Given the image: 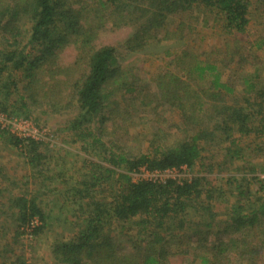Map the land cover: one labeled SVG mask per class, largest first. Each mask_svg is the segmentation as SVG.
Returning <instances> with one entry per match:
<instances>
[{
  "label": "trees",
  "instance_id": "1",
  "mask_svg": "<svg viewBox=\"0 0 264 264\" xmlns=\"http://www.w3.org/2000/svg\"><path fill=\"white\" fill-rule=\"evenodd\" d=\"M88 1L97 4L91 7L99 11L100 18H107L115 25L131 23L136 27L121 45L127 52L142 49L159 35L174 40L192 35L197 28L195 21H188L192 17L195 20L204 17L203 20L212 21L214 26H221L227 36H235L249 31L253 24L251 14L256 15L254 11L261 9L259 23L264 26V0H0V107L3 111L16 114L18 109H24L25 117H29L31 103L39 101L52 110L60 109L59 104L42 97L38 87L45 85L42 81L47 75L53 78L64 72L59 60L69 44L78 45L88 60L86 73L71 84L58 86L57 90L64 92V86L67 89L70 85L71 99L79 110L62 130L75 133L76 141L84 143L82 150L88 141L93 152H98L97 160L88 169L84 166L87 172L78 179L74 177L75 186L63 194L68 205L71 202L77 205L71 212L79 209L82 225L66 241L53 244V260L57 264H169V256L181 254L191 257L184 264H264V194H261L264 180L253 176L258 184L253 191L250 181H238L235 176L227 177L226 183L217 189L203 188L201 182L206 178L198 176L190 182L132 179V172L140 168L153 172L192 168L197 164L203 167L202 152L210 146L215 151L212 157L223 156L227 158L226 164L236 160L241 151L231 138L233 128L241 135H248L252 130L249 125L252 115L264 113V76L255 70L258 58L251 57L255 74L242 76L241 103H233L231 96L236 89L224 81L230 64L237 65L238 71L247 63L250 49L238 40L212 48L227 56L226 60L221 58L222 65L213 64L209 57L193 59L181 63L186 78L179 77L178 73L158 76L154 82L160 100L189 121L184 123L186 127L192 126L193 135L170 143L152 134L148 140L149 151L139 155L107 152L102 148V140L108 134L105 124L114 120L120 107L113 97L129 95L130 99L141 100L142 91L130 68L119 63L113 46L91 45L95 31L92 26H85L89 19ZM256 42L257 49L264 50V35ZM16 93L18 99L14 98ZM208 101L212 103L207 106ZM217 133L221 134L220 138ZM3 135L8 136L9 149L31 171L20 180L24 178L25 184L28 178L34 184L37 179L38 183L52 182L56 174L50 169L52 164L46 162L54 155L44 150L47 147L44 142L0 129V138ZM2 172L0 167V195L8 192V178ZM244 180L247 184H243ZM62 183L67 186L66 180ZM34 186L40 192V186ZM106 186L109 193L104 191ZM224 186L237 190L234 196L231 194L233 204L214 212L212 201L227 203L230 199ZM25 196V191L8 192L5 203L0 202L10 211L17 229L15 234L20 238L27 229L35 237L48 221L52 223L56 219L52 210L48 214L42 209L36 196ZM34 221L38 223L31 226ZM5 223L0 225V232L8 226ZM1 239L0 259L8 253ZM121 240L131 244V251L121 247L118 243ZM14 263L26 264L19 257Z\"/></svg>",
  "mask_w": 264,
  "mask_h": 264
},
{
  "label": "rangeland",
  "instance_id": "2",
  "mask_svg": "<svg viewBox=\"0 0 264 264\" xmlns=\"http://www.w3.org/2000/svg\"><path fill=\"white\" fill-rule=\"evenodd\" d=\"M87 3H89L86 6L89 19L88 24L85 26H92L95 31V38L91 45L93 47L113 46L116 49L119 63L125 66L126 69L130 68L129 70L132 71L131 73L134 74L140 83L142 91L141 100L137 98L130 99L129 95H123L125 96L123 98L122 93H120L121 96L117 94L113 97V100L120 103V107L118 113L114 116V120L105 124L108 134L102 140V148L106 151L112 150L117 154L125 152L132 155L147 153L149 151L148 140L152 139V134H157L160 138H165L170 143L178 139L190 138L193 135L192 126L186 127L184 123L189 121L179 117L176 109L160 100V92L156 88V81L154 82V80L166 73H178L179 77L186 78L184 71L181 69V63L191 62L193 59L194 61L196 59L206 60L209 57L208 60L213 64L222 65L221 58L226 60L227 56H224L222 52H218L216 49L225 42L231 43L233 40H238L242 46L247 45L250 49L247 63L244 64V67L238 68V71H236L238 66L230 64L224 73V81H228L236 89L231 96L233 103H241L242 101L241 93L244 88L242 76L255 74L253 64H251L252 56H256L259 60L257 69H255L257 74L261 77L264 76V50H259L255 46L257 38L264 35V26L260 25V18L258 17L262 15L259 13L261 9L254 11L257 16L251 14L253 24L248 29L249 31L244 34L227 36L220 29L221 26H214L212 21L203 20L204 17H198L196 20L192 17L189 20L187 19L190 22H196L197 28L192 35H184L179 40L163 37L164 34L159 35L158 39L151 40L142 49L135 52H127L121 45L132 35L136 27L131 23L129 25H115L107 18L102 16L100 18L99 11H95L97 4L92 1ZM91 4L95 5V7H91ZM77 46L69 44L60 56L59 62L61 66H59L64 72L57 74L53 78H49V75H47L42 81L45 85L38 87L40 88L39 93L41 96H46L52 104H59L60 109L52 110L51 107L41 105L39 101L38 104L31 103L30 116L25 117L24 109H18V113L11 114L3 111L0 107V122L3 118L11 120L26 119L36 130L35 134L45 138L44 143L47 147L44 150L54 155L53 159H49L46 163L52 164L50 169L56 174L52 182L38 183L37 180L39 179H37L35 180L36 184H34V180L28 178V182L25 184L24 178L23 180L19 178L24 174L29 176L31 171H28V167H23L21 157L13 154L12 149H9L6 140L8 136L3 135L0 138V167H3L2 173L8 178L6 190L14 194L25 191L26 198L36 196L37 202L46 213L49 214L52 210V214H56V219L54 218L55 220L52 223L48 221L49 223L47 222L41 233L35 237H30L25 233L20 238L15 234L17 229L13 221H11L13 217L7 206L4 204L0 205V225L3 222H6L5 224L8 223V226L4 227L0 232L4 233L0 236L3 248L8 251L5 254V258L0 259V264H7L8 262L15 264L14 261L18 257L21 262L26 264H57L52 258L53 244L66 241L81 228V216H79L81 212L78 208L74 210L75 212H71L72 207L76 208L77 205L74 202L68 205L69 201L63 197V194L65 195L67 189L75 186L76 178L78 179L87 172L86 169L90 167L94 160H97L95 154L98 152H93V149L87 143L88 141L84 145L86 149L82 150L81 146L84 143L76 141L75 133L62 130L67 126L68 122L77 116L79 110L71 99L70 85L67 89L64 86V92L57 90L58 86L66 83L71 84L76 78L86 73L87 56L85 51H81ZM213 47L217 48L213 50ZM168 81L165 80L164 82ZM260 83L258 81V84ZM14 98L18 99V93L14 95ZM224 98L231 102L228 97L225 96ZM258 100L257 98L256 101ZM211 103V101H208L207 106ZM249 125L252 126V130L248 135H241L235 127L233 128L231 138L236 140L241 154L230 163H224L227 158L223 156L212 157L215 152L214 148L205 144L204 146L210 147L205 152H202L205 156V161L203 160L202 162L204 163L203 167L197 164L192 168L184 166L179 170L167 169L153 172L140 168L138 172H132V179L134 181L151 180L158 182L173 179L177 182H190L193 177L198 176L206 178V180L201 182L203 188L214 186L217 189L226 183L227 177L235 176L239 178L238 181L243 179L250 181V188L255 191L258 188V184L254 182L253 176L261 179L260 176L264 175V171H262L264 166V113H254ZM159 130L160 132L157 133ZM8 131L22 134L32 133V129L26 125L17 130ZM217 136L220 138L221 134L217 133ZM84 166H86V169ZM105 166L109 167L108 164H105ZM210 168H213L212 172L209 171ZM63 180H66L67 186L62 183ZM246 180L243 181V184H247ZM205 182L207 186H204ZM34 185L40 186V192H37ZM224 187L229 193L230 199L227 203H219V201L214 203L212 201L211 207L214 212H221L229 206L228 204H233L234 199L231 194L234 196L237 190ZM229 189L230 192L228 191ZM42 190L45 191L42 192ZM104 191L109 193V187L106 186ZM8 192L1 193L3 196L1 197L0 195V202L5 203L4 197L7 196ZM261 194H264V188L261 190ZM66 205L70 206V209ZM19 238L21 241H19ZM250 239H252L251 236ZM118 243L127 251H131L130 243H126L125 240H121ZM5 251L2 252V255ZM11 252L12 254H10ZM187 259H191V257L175 254L169 256L168 262L169 264H184Z\"/></svg>",
  "mask_w": 264,
  "mask_h": 264
},
{
  "label": "built area",
  "instance_id": "3",
  "mask_svg": "<svg viewBox=\"0 0 264 264\" xmlns=\"http://www.w3.org/2000/svg\"><path fill=\"white\" fill-rule=\"evenodd\" d=\"M29 126L30 129H32V133L31 134H22V133H17V132H9L8 130L10 131H13L14 129H18V128H21L22 126ZM0 129H4V130H7L9 133L11 134H15L16 136H19L21 138H30L34 141H37V142H44L45 138L43 136H38L36 133V130L31 126V124L26 120V119H14V120H11V119H7V118H3L0 122ZM261 179H264V175H261L260 176ZM36 223L38 222H33L31 224V226L35 225ZM30 229H27L25 233H27V235H29L30 237H32L30 235Z\"/></svg>",
  "mask_w": 264,
  "mask_h": 264
}]
</instances>
